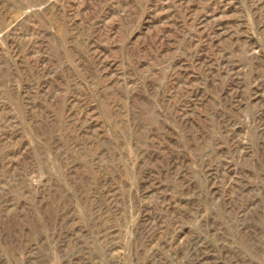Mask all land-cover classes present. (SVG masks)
Masks as SVG:
<instances>
[{
	"label": "rangeland",
	"instance_id": "rangeland-1",
	"mask_svg": "<svg viewBox=\"0 0 264 264\" xmlns=\"http://www.w3.org/2000/svg\"><path fill=\"white\" fill-rule=\"evenodd\" d=\"M0 264H264V0H0Z\"/></svg>",
	"mask_w": 264,
	"mask_h": 264
}]
</instances>
